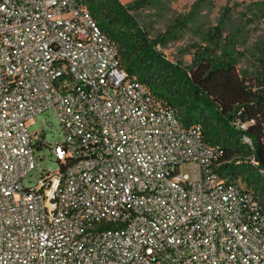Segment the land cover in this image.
I'll list each match as a JSON object with an SVG mask.
<instances>
[{"label":"built area","instance_id":"1","mask_svg":"<svg viewBox=\"0 0 264 264\" xmlns=\"http://www.w3.org/2000/svg\"><path fill=\"white\" fill-rule=\"evenodd\" d=\"M45 112L54 171L26 127ZM223 154L128 77L82 4L0 0V264H264V212L218 176Z\"/></svg>","mask_w":264,"mask_h":264},{"label":"trees","instance_id":"2","mask_svg":"<svg viewBox=\"0 0 264 264\" xmlns=\"http://www.w3.org/2000/svg\"><path fill=\"white\" fill-rule=\"evenodd\" d=\"M74 1L86 8L113 44L129 78L170 107L184 127L199 126L203 142L223 149L218 176L244 188L264 212V47L252 70H237L241 53L218 47L221 19L207 33L206 45L192 55L190 65L183 66L166 60L157 49L160 37L149 38L133 16L155 0L125 5L118 0ZM191 21L188 16L186 22ZM166 35L172 37V31Z\"/></svg>","mask_w":264,"mask_h":264},{"label":"rangeland","instance_id":"3","mask_svg":"<svg viewBox=\"0 0 264 264\" xmlns=\"http://www.w3.org/2000/svg\"><path fill=\"white\" fill-rule=\"evenodd\" d=\"M118 1L125 5L134 0ZM155 1L133 16L149 38L160 37L162 43L157 49L169 62L189 66L192 55L206 45L207 33L222 19L218 47H229L230 53H241L237 70L250 71L256 66V58L261 47H264V0ZM188 16L192 18L190 23L186 22ZM177 27L182 29L177 31ZM168 30L172 31V37L166 35ZM26 127L29 134L40 132L32 143L37 170H56L58 164L50 156L49 147L62 142L63 135L55 115L52 112L38 114L26 123Z\"/></svg>","mask_w":264,"mask_h":264}]
</instances>
